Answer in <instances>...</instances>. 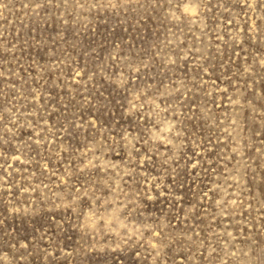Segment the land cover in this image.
Listing matches in <instances>:
<instances>
[{
  "label": "rangeland",
  "instance_id": "rangeland-1",
  "mask_svg": "<svg viewBox=\"0 0 264 264\" xmlns=\"http://www.w3.org/2000/svg\"><path fill=\"white\" fill-rule=\"evenodd\" d=\"M0 264H264V0H0Z\"/></svg>",
  "mask_w": 264,
  "mask_h": 264
}]
</instances>
